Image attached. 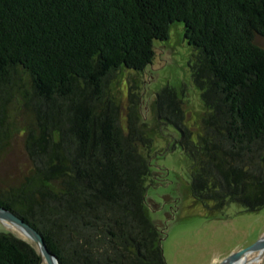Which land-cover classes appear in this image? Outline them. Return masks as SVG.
<instances>
[{"label":"trees","instance_id":"trees-1","mask_svg":"<svg viewBox=\"0 0 264 264\" xmlns=\"http://www.w3.org/2000/svg\"><path fill=\"white\" fill-rule=\"evenodd\" d=\"M176 21L198 50L203 130L193 138L174 91L177 119L164 118L193 161V195L210 211L231 202L259 210L264 0H0V148L11 133L6 124L2 136L14 96L4 91L22 73L31 86H21V99L33 112L25 129L32 166L0 190V205L40 231L61 264H168L165 228L146 202L152 138L136 109L128 128L120 125L108 89L119 70L151 64L155 40L168 39ZM0 264H41L39 247L0 231Z\"/></svg>","mask_w":264,"mask_h":264},{"label":"rangeland","instance_id":"rangeland-1","mask_svg":"<svg viewBox=\"0 0 264 264\" xmlns=\"http://www.w3.org/2000/svg\"><path fill=\"white\" fill-rule=\"evenodd\" d=\"M257 42L264 45L260 36ZM197 54L185 37L184 22L176 21L168 39L155 40L152 63L142 71L119 70L108 89L120 105V125L127 129L131 109H136L138 126L145 127L152 138L153 173L147 180L146 202L150 218L165 228L163 247L168 264H220L264 236V207L253 211L231 202L215 212L195 199L191 186L193 161L178 141L180 130L164 118L177 119L171 103L174 91L193 138L202 132L205 103L195 77ZM17 77L20 79L15 89L4 91V96L11 92L14 96L4 118L11 133L6 137L7 125L2 131L6 138L0 148V190L19 184L32 166L25 147V129L33 112L20 94L21 86L29 90L31 85L26 73ZM159 94L160 105L152 108ZM4 230L33 241L13 223L0 218V231ZM41 264L48 263L44 260ZM235 264H264V248L248 253L242 263Z\"/></svg>","mask_w":264,"mask_h":264},{"label":"water","instance_id":"water-1","mask_svg":"<svg viewBox=\"0 0 264 264\" xmlns=\"http://www.w3.org/2000/svg\"><path fill=\"white\" fill-rule=\"evenodd\" d=\"M0 212L2 213V216H0L1 219H7L9 222L13 223L19 230H21L25 235L35 241V243L39 247L40 263L46 260L48 264H61L58 255L52 250H50L42 233L38 231L33 225H31L23 217L17 215L11 209L3 205H0ZM263 248L264 236L252 245L232 254L220 264H234L236 260H238L241 256Z\"/></svg>","mask_w":264,"mask_h":264},{"label":"bare ground","instance_id":"bare-ground-1","mask_svg":"<svg viewBox=\"0 0 264 264\" xmlns=\"http://www.w3.org/2000/svg\"><path fill=\"white\" fill-rule=\"evenodd\" d=\"M0 216H2V213H1V212H0ZM246 255H247V254H246ZM246 255L241 256L238 260H236V262L239 261L240 263H242V262L244 261ZM236 262H235V263H236ZM235 263H234V264H235Z\"/></svg>","mask_w":264,"mask_h":264}]
</instances>
